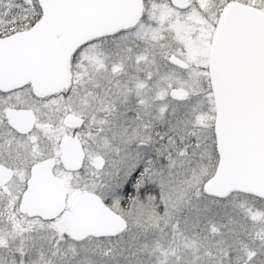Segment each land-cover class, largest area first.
Instances as JSON below:
<instances>
[{"label": "snow or ice", "instance_id": "obj_1", "mask_svg": "<svg viewBox=\"0 0 264 264\" xmlns=\"http://www.w3.org/2000/svg\"><path fill=\"white\" fill-rule=\"evenodd\" d=\"M0 264H264V0H0Z\"/></svg>", "mask_w": 264, "mask_h": 264}]
</instances>
